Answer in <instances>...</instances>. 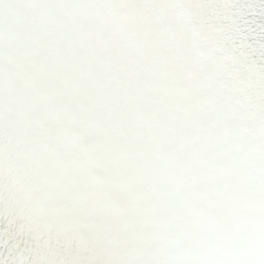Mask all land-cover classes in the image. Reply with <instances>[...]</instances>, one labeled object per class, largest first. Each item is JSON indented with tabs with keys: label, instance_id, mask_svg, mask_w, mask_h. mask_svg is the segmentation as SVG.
<instances>
[{
	"label": "snow or ice",
	"instance_id": "obj_1",
	"mask_svg": "<svg viewBox=\"0 0 264 264\" xmlns=\"http://www.w3.org/2000/svg\"><path fill=\"white\" fill-rule=\"evenodd\" d=\"M0 264H264V0H0Z\"/></svg>",
	"mask_w": 264,
	"mask_h": 264
}]
</instances>
